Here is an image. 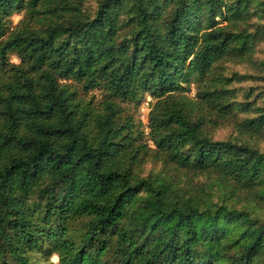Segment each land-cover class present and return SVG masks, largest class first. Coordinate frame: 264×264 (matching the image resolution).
Instances as JSON below:
<instances>
[{"label":"trees","instance_id":"1","mask_svg":"<svg viewBox=\"0 0 264 264\" xmlns=\"http://www.w3.org/2000/svg\"><path fill=\"white\" fill-rule=\"evenodd\" d=\"M86 1L0 0V264H264V0Z\"/></svg>","mask_w":264,"mask_h":264},{"label":"rangeland","instance_id":"2","mask_svg":"<svg viewBox=\"0 0 264 264\" xmlns=\"http://www.w3.org/2000/svg\"><path fill=\"white\" fill-rule=\"evenodd\" d=\"M100 0H87L85 3V9L92 12L96 9L98 2ZM25 17V13H17L14 15L12 19V27L17 26L21 20ZM260 24V26L264 27V19L258 20L254 19L252 22V32H256L259 27L257 25ZM11 60L15 63H18L19 60L16 57H11ZM228 72H237L241 75H247L249 78L239 83L237 86L240 88V93L238 96L239 101H243L245 95L253 89L255 93L261 92L264 90V40L258 44L256 47L254 57H253V63H231L227 65ZM252 90V91H253ZM257 90V91H256ZM92 95H95L98 99H100L101 92L96 91L94 93H91ZM196 90L195 88L191 89L190 96L195 97ZM152 98L150 96H146L142 102L139 105H134L130 109H132V113L135 116V119L142 124V129L145 131L146 139L149 138V113L152 108ZM234 135H236L234 128L230 125L223 126L219 128L215 132V139L217 140H231L234 138ZM151 145L152 143L149 142ZM261 150L264 151V140L258 141ZM152 168L151 165L147 167V171ZM51 264H59V260L57 256H53L50 259Z\"/></svg>","mask_w":264,"mask_h":264}]
</instances>
